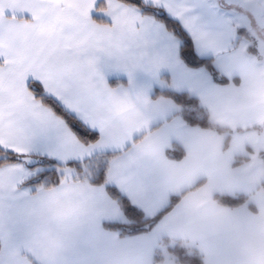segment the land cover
<instances>
[{"label": "snow or ice", "instance_id": "1", "mask_svg": "<svg viewBox=\"0 0 264 264\" xmlns=\"http://www.w3.org/2000/svg\"><path fill=\"white\" fill-rule=\"evenodd\" d=\"M256 29L264 0H0V264H111L144 215L127 121L215 87L208 53Z\"/></svg>", "mask_w": 264, "mask_h": 264}, {"label": "crops", "instance_id": "2", "mask_svg": "<svg viewBox=\"0 0 264 264\" xmlns=\"http://www.w3.org/2000/svg\"><path fill=\"white\" fill-rule=\"evenodd\" d=\"M261 35L264 38V31ZM250 39L245 34L208 53L228 82H216L202 68L215 87L179 91L196 97L215 122L231 130L227 143L226 136L213 129L188 124L180 105L168 96H153L157 109L127 121L143 149L133 166L136 175L125 185L136 205L154 218L167 210L174 196L181 198L140 239L113 236L107 248L111 264H174L155 260L164 239L195 245L203 264H248L251 248L264 251V160L259 156L264 153V64L249 52ZM245 42L247 48L242 47ZM162 79L171 83L168 77ZM260 125L258 132L254 127ZM175 145L183 150L179 159L168 156ZM218 196L246 200L228 206ZM128 222L125 216L122 223Z\"/></svg>", "mask_w": 264, "mask_h": 264}, {"label": "trees", "instance_id": "3", "mask_svg": "<svg viewBox=\"0 0 264 264\" xmlns=\"http://www.w3.org/2000/svg\"><path fill=\"white\" fill-rule=\"evenodd\" d=\"M249 52H255L252 45L249 47ZM202 68L207 70L216 82H228V80L223 75H221L214 67L212 59H208V62L204 64ZM160 95L171 97L180 105V114L188 124L213 129L226 136V143L230 139L231 130L215 122L211 118L209 111L200 103V101L196 97L188 93L172 92L169 90L158 91L157 95L155 96ZM254 129L260 132L262 130V126H256L254 127ZM168 156L172 159H179L183 156V150L175 145L173 149L168 151ZM259 156L264 160L263 152H260ZM180 198V195L174 196L167 210L163 211L154 218H149L145 215H143L142 218L138 220L127 217L129 219V222L123 224L124 227L122 229H117L115 231L119 232V234L122 236L132 235L133 227L142 228L144 230L143 233L149 232L156 225L163 214L169 211L179 202ZM217 199L228 206H238L244 203L246 200L244 196H218ZM155 260L157 262H164L169 260L174 264H203V255L195 245L189 242L164 239L163 241H161L160 247L157 250Z\"/></svg>", "mask_w": 264, "mask_h": 264}, {"label": "clouds", "instance_id": "4", "mask_svg": "<svg viewBox=\"0 0 264 264\" xmlns=\"http://www.w3.org/2000/svg\"><path fill=\"white\" fill-rule=\"evenodd\" d=\"M248 264H264V251L251 248L248 252Z\"/></svg>", "mask_w": 264, "mask_h": 264}, {"label": "rangeland", "instance_id": "5", "mask_svg": "<svg viewBox=\"0 0 264 264\" xmlns=\"http://www.w3.org/2000/svg\"><path fill=\"white\" fill-rule=\"evenodd\" d=\"M256 32H257V35L258 36H260V38L262 39V40H264V38L262 37V30H256ZM250 44L252 45V47H255L256 49L257 48H259V51L258 50H256V52H254L255 54H253V56H255V58L257 59V60H260L263 64H264V46H259L258 44H257V42L251 37V39H250ZM254 49V48H253ZM255 50V49H254Z\"/></svg>", "mask_w": 264, "mask_h": 264}]
</instances>
